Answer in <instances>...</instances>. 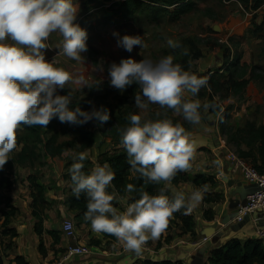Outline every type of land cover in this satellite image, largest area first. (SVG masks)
Instances as JSON below:
<instances>
[{
	"label": "clouds",
	"instance_id": "1",
	"mask_svg": "<svg viewBox=\"0 0 264 264\" xmlns=\"http://www.w3.org/2000/svg\"><path fill=\"white\" fill-rule=\"evenodd\" d=\"M77 0H0V167L16 147L17 129L22 125L47 126L52 118L71 124H83L95 119L103 123L110 119L109 110L101 106L86 110L77 104L71 107V92L60 94L67 82L76 87H90L83 74L72 75L57 66L55 58L45 59L44 49L49 47L51 33L62 36L59 53L75 60L87 50V30L76 22ZM118 36V44L131 52L135 45H146L139 34ZM167 43L179 47L178 41L168 38ZM109 83L125 89L135 82L140 91L135 92V105L148 109L150 103L181 113L185 120L199 123L201 101L185 98L196 96L207 78L185 70L174 62L171 54L158 59L143 56L136 60L129 56L119 63L112 62L107 69ZM91 103V101H89ZM214 107L203 104L205 109ZM155 118H142L130 113V121L120 129L121 144L127 154L131 169L151 181H169L178 171L191 167L193 143L190 133L179 122H174L160 111ZM87 150L74 152L69 171L72 191L77 198H86L85 220L90 221L95 232H107L125 250L140 254L149 238H157L166 227L168 217L176 210L191 209L201 199V185L189 193L173 191L169 196L165 183L157 194L141 191L139 198L118 210L111 201L114 195L107 191L112 184L114 171L105 162L96 163L84 170ZM130 191L132 183L125 186ZM68 225H66L67 227Z\"/></svg>",
	"mask_w": 264,
	"mask_h": 264
},
{
	"label": "trees",
	"instance_id": "2",
	"mask_svg": "<svg viewBox=\"0 0 264 264\" xmlns=\"http://www.w3.org/2000/svg\"><path fill=\"white\" fill-rule=\"evenodd\" d=\"M238 1L245 8L253 10H257L264 3V0ZM79 4L84 10H92L96 5L104 6L110 4V6L116 7L114 13L122 21L136 18L138 13L142 10H150L154 20H157L160 16L164 15H168L172 20H177L187 12L192 11L196 6V3L192 0H79ZM108 20V18H104L102 21L100 19L99 23H106ZM79 24L81 27L85 28L88 33L86 41L88 47L85 54L94 65H97L99 64V59L97 57L99 51L91 43V37L89 36L90 30L93 28L92 19L89 17L83 18ZM208 45L211 50L215 52L225 47L222 44ZM183 47H187L186 51L183 55L178 56ZM174 54L177 56L175 57L174 62L180 63L185 70L207 78V86L201 87L195 96V98L199 99L207 98L201 103L199 111L205 109L203 107V104L205 103L214 105V107L210 106L208 108V112L222 114L223 124L221 125V130L223 134L227 135L228 142L236 145V151L239 156L253 164L260 172L264 173V124L256 125L254 122L248 121L242 128L231 127L225 122L226 118L229 116V111L227 108H223L221 104V101L231 97H238L241 99L250 80L261 78L259 74H256V71L254 70L255 66L250 69L246 64L241 65L238 59L227 55L223 66L218 68L224 76L223 79H220L218 72L210 74V70L204 73L200 71V65L204 54L198 42L191 41L188 42V44H179V48L175 50ZM136 85L137 84L133 82V84L127 86L126 89L129 88L130 90L132 86ZM68 91L71 92V107L79 104L81 108L86 110H91L93 108L88 100L79 98L67 87L62 89V94H66ZM129 97H118V103L108 109L110 119L102 124L95 119L89 120L83 124H71L68 122H61L55 117L49 121L47 126H41L39 124H22V129L17 130L16 147L9 153L8 160L2 167H0V189L9 190L13 186L14 181L10 178V172L16 166L35 170L38 164H46V162H44L45 157L52 160L56 157L62 158L66 153H74L91 148L96 141L95 132L91 128L92 121L95 120L96 126L103 137H108L112 141V150L101 152L98 158V163L103 164L107 162L115 173L112 184L107 189V191L114 195V199L111 201L113 206L116 207L118 205L120 197H129L128 202L131 203L139 198L141 191H148L150 194H157L159 188L165 183L168 185L166 194L171 196L173 193L172 188L174 186H178L188 180L189 175L187 170L178 171L171 180L166 182L160 181L154 183L149 181L145 183V178L132 170L127 162L126 151L120 142V129L130 122L127 119L130 113H138V107ZM228 109H230V106ZM165 114L174 122H180L178 118L173 116L172 109H167ZM181 124L186 130L190 128V124ZM72 162L73 161H69L65 163V167L68 170V172L64 174L65 179L71 180L69 167ZM83 163L85 171L91 169V160L88 156ZM39 178L40 176L37 172L29 174L28 176L31 188L30 196L32 200L30 206L32 209V215L38 220L35 223V231L38 235L42 236L44 233L43 222L49 216L52 203L46 199L45 186L38 182ZM192 182L194 183L195 188L200 187L201 185H207L206 189H202L205 203L217 204L224 200V193L217 190L219 184L214 175L208 173L196 174ZM128 183L134 185V188L130 191L125 188ZM2 203L7 207L2 212L4 216L2 223L4 230L2 234L11 238L17 237L19 233L15 227L11 226V224L17 216L22 214V212L13 203L11 196H6L3 200H0V204ZM64 205L69 210L77 211L75 214L76 222L80 224H90V221L85 220L84 218V212L86 211L87 205L83 193L77 198L71 188L70 194L64 200ZM215 215L216 212L213 207L207 208L204 211V219L207 221H213ZM195 227V217L189 212V209L182 207L181 209L174 211L168 217V222L164 230L170 232L174 229H179L181 232L178 236L187 235L189 233L195 235ZM48 233L53 234L56 237V241H59L60 236L57 234V231H48ZM163 236L164 234L161 233V238H163ZM172 239L173 236L171 234H168L165 237L167 243ZM161 244L162 242L160 241L159 246ZM15 262L16 264H28L22 256L15 258ZM137 264L185 263L181 260H153L147 258L140 259ZM205 264H264V239L254 236L246 239L239 237L231 238L220 246L210 250L206 257Z\"/></svg>",
	"mask_w": 264,
	"mask_h": 264
},
{
	"label": "rangeland",
	"instance_id": "3",
	"mask_svg": "<svg viewBox=\"0 0 264 264\" xmlns=\"http://www.w3.org/2000/svg\"><path fill=\"white\" fill-rule=\"evenodd\" d=\"M192 1L196 3L195 8L177 20L170 19L168 15L160 16L159 19L154 20L150 10H142L136 18L122 21L114 13L116 7L110 6V4L96 5L92 10H84L78 0L76 22L80 23L86 17L92 19L93 28L90 30L89 36L91 37V43L99 51L97 56L99 64L94 65L85 52L81 54L80 60L59 53L58 45H60L62 36L58 32L51 33L48 38L49 47L44 49L45 59L51 61L55 58L57 66L64 67L72 75L83 74L89 81L90 87H76L71 82H67L65 87L79 98L91 101L92 107L104 106L109 109L118 103V97L130 96L129 98L135 103V92L140 91L138 85L132 86L130 90L129 88L121 90L109 83L110 77L107 69L112 62L119 63L121 58L129 56L136 60L142 59L143 56L155 60L169 54L175 60L177 56L174 52L179 47H171L167 43L168 38L178 41L181 45L196 41L204 54L200 65L202 73L209 70L211 71L210 74L218 72L219 78L223 79L224 76L218 68H220V64L224 63L227 55L238 59L241 65L246 64L250 69L255 66L254 70L261 78L250 80L241 99L231 97L221 101V104L223 108H227L229 111V116L225 122L231 127L242 128L248 121H252L256 125L264 124V3L257 10H253L245 8L238 0ZM104 18H108V22L99 23L100 19L102 21ZM114 32L118 33L119 36L139 34L146 46L142 48L140 45H135L133 50L129 52L118 44V36L114 35ZM208 44H222L225 47L215 52L211 50ZM186 49L187 47H183L178 56L183 55ZM213 57L215 58L214 64L211 63ZM58 91L62 94V89H58ZM185 98H195V96L185 94ZM206 99L205 97V99L200 98L199 100L203 103ZM229 106L230 109H228ZM157 111L165 114L167 109L161 108L156 103H150L148 109L138 108V113L144 119L154 118V113ZM208 111V108L200 111L201 120L199 123L187 121L181 113L173 111V116L178 118L181 123L190 124V128L187 130L190 133L189 137L190 139L192 137L193 140L197 139V145H199L194 150L193 156L195 157L201 151L205 153L212 152L213 144L220 143L221 138L228 139L227 135L223 134L221 130L223 124L222 114L209 113ZM91 128L97 137L93 146L87 149V156L91 160L92 168L98 163L99 155L106 149L107 141L110 138L103 137L96 126L95 120L92 121ZM18 129H22V127L20 126ZM228 145L237 153L235 144L228 142ZM72 155L73 153H66L62 158L56 157L60 164L55 169L72 161ZM199 156H204L201 157L202 159L207 156L209 158L207 163L212 158L211 156L208 157V154ZM44 162L46 164H38L35 170L16 166L10 172V178L14 181V184L9 190L0 189V200H3L6 196H11L15 205H18L20 200H28L29 194L31 195L28 181L29 174L37 172L40 177L45 174H56L55 169H52L53 163L49 162L48 157L44 158ZM220 182L224 183L223 181ZM220 182L218 181V184ZM223 201L225 202L226 198ZM6 208L4 203L0 204V256L3 255L4 257L8 248L11 249L13 245L9 243V236L2 234L4 230L2 212ZM76 223L79 233H82L81 230L82 228L84 230V227H82V224Z\"/></svg>",
	"mask_w": 264,
	"mask_h": 264
},
{
	"label": "crops",
	"instance_id": "4",
	"mask_svg": "<svg viewBox=\"0 0 264 264\" xmlns=\"http://www.w3.org/2000/svg\"><path fill=\"white\" fill-rule=\"evenodd\" d=\"M211 63H215L214 57ZM186 94L190 95L189 93ZM190 140L193 143L194 150L199 147L197 139L193 140L191 137ZM111 142V140L107 141L106 149L102 152L112 150ZM216 144H213L212 152L205 153L201 151L198 156H193L190 161L191 167L187 169L188 180L172 188L173 191L183 190L185 193L191 192L195 189L192 180L196 174L200 173L212 174L217 178V181L224 182L219 183L217 190L224 193L225 202L207 204L204 202L202 191L200 201L189 209V212L196 219L195 235L189 233L178 236L181 232L179 229H174L170 232L163 229L161 231L164 234L163 238H161V233L155 239L149 238L143 244L139 255L134 251L125 250L122 245L116 242L114 235L107 232L93 231L91 223L82 224V227H84V230L83 228L81 230L82 233H79L77 229L78 240L66 237L61 230L63 220L67 218L75 220L77 211L69 210L64 205V200L70 194L72 188L71 180L64 178V174L67 173L65 164L61 163V167L55 169L60 162L54 158L52 160L49 159V162L53 163L52 169H55L56 174H45L38 180L41 185L45 186L46 199L52 203L49 216L43 222L44 233L40 236L35 231V223L38 220L32 215L30 206L32 199L29 194L28 200H20L18 201L19 204H16L22 214L13 220L11 226L17 229L19 235L14 238L9 237V243L13 245L11 249L8 248L5 257L3 255L0 256L1 264H16L15 258L18 256H22L28 264H137L140 259L147 258L153 260H181L185 264H192L193 256L204 244H208L209 253L210 250L220 246L231 238L239 237L246 239L252 236L256 237L254 226L249 221L243 226H239L237 221H232L226 225L222 223V220L229 213L233 212L231 201L237 197L234 196L233 192L236 189H241L242 191L249 190L253 184L245 180L239 171L234 170L231 162L225 155V150L221 147V143ZM205 154H208V157H212L208 163L207 159L209 158L207 156L205 159L201 158L204 156H199ZM52 171L50 172L52 173ZM128 198L120 197L116 208L123 210L129 203ZM210 207H213L216 212L213 221L204 219V211ZM259 214L264 217V209L259 211ZM261 225L264 226V218L261 220ZM206 227H214L218 232L223 231V235L217 240L211 237L204 241L202 232ZM48 231H57V234L60 236L59 241H56V237L48 233ZM168 234H171L173 239L167 243L165 237ZM160 241L162 244L159 246ZM76 244L89 246L90 253L87 255L67 256L68 247Z\"/></svg>",
	"mask_w": 264,
	"mask_h": 264
},
{
	"label": "built area",
	"instance_id": "5",
	"mask_svg": "<svg viewBox=\"0 0 264 264\" xmlns=\"http://www.w3.org/2000/svg\"><path fill=\"white\" fill-rule=\"evenodd\" d=\"M220 143L234 170L239 171L249 183L257 186L255 192L248 196L247 204L238 207L239 214L233 221L241 222L245 216L249 215V222L254 226L256 237L264 239V226L261 225V220L264 217L259 214V211L264 209V173L260 172L254 165L247 162L244 158L239 156L238 153L233 151L229 147L226 139L221 138ZM66 225L68 226L66 227ZM61 230L66 237L78 240L77 225L74 219H64ZM206 239L207 238H204V241ZM89 253L90 247L83 244L70 245L67 250V256L87 255Z\"/></svg>",
	"mask_w": 264,
	"mask_h": 264
},
{
	"label": "water",
	"instance_id": "6",
	"mask_svg": "<svg viewBox=\"0 0 264 264\" xmlns=\"http://www.w3.org/2000/svg\"><path fill=\"white\" fill-rule=\"evenodd\" d=\"M216 30H218V28H216ZM256 189H257V186L252 185V187L249 190L242 191L241 189H238V190L236 189L233 192L234 196H237L231 201V208H233V212L229 213L222 220L223 224L226 225L232 222L233 220H235V218H237L239 214L238 207L245 206L247 204L248 196L252 194L253 192H255ZM249 219L250 217L249 215H247L244 217V219L241 222H237V224H239V226H243L246 222L249 221ZM202 234L204 235V238L208 239V238L213 237L214 240H217L223 235V231L218 232L217 229L214 227H206L203 230ZM208 250H209L208 244H204L203 246H201L199 250L197 251V253L193 256L192 264H205L206 257L208 255Z\"/></svg>",
	"mask_w": 264,
	"mask_h": 264
}]
</instances>
